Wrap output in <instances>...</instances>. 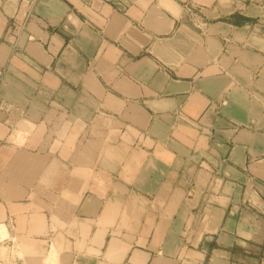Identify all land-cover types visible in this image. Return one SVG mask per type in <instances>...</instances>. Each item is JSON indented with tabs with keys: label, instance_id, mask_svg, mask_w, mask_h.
Instances as JSON below:
<instances>
[{
	"label": "crops",
	"instance_id": "crops-1",
	"mask_svg": "<svg viewBox=\"0 0 264 264\" xmlns=\"http://www.w3.org/2000/svg\"><path fill=\"white\" fill-rule=\"evenodd\" d=\"M0 233L15 264H264V0H0Z\"/></svg>",
	"mask_w": 264,
	"mask_h": 264
},
{
	"label": "built area",
	"instance_id": "built-area-1",
	"mask_svg": "<svg viewBox=\"0 0 264 264\" xmlns=\"http://www.w3.org/2000/svg\"><path fill=\"white\" fill-rule=\"evenodd\" d=\"M3 243L0 240V264H15L13 261L14 260H10V259H6L4 256V250H3Z\"/></svg>",
	"mask_w": 264,
	"mask_h": 264
},
{
	"label": "bare ground",
	"instance_id": "bare-ground-1",
	"mask_svg": "<svg viewBox=\"0 0 264 264\" xmlns=\"http://www.w3.org/2000/svg\"><path fill=\"white\" fill-rule=\"evenodd\" d=\"M2 225V224H1ZM2 227V226H1ZM3 229V228H2ZM6 230V229H5ZM2 231H4V229L2 230ZM5 234L7 233V232H4ZM1 234V233H0ZM3 234V233H2Z\"/></svg>",
	"mask_w": 264,
	"mask_h": 264
}]
</instances>
